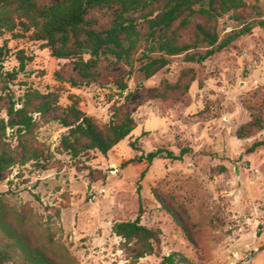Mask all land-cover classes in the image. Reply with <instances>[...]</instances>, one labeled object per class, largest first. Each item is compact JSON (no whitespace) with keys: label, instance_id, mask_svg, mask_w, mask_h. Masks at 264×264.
Returning <instances> with one entry per match:
<instances>
[{"label":"rangeland","instance_id":"rangeland-1","mask_svg":"<svg viewBox=\"0 0 264 264\" xmlns=\"http://www.w3.org/2000/svg\"><path fill=\"white\" fill-rule=\"evenodd\" d=\"M244 1V8L213 25L219 39L247 26L250 31L204 61L175 55L145 78L138 70L141 41L131 66L102 61L100 79L82 86L66 81L75 74L70 60L54 58L40 41L0 29V116L5 117L7 94L15 101L35 89L56 91L59 110L75 102L100 126L109 122L113 105L125 102L137 124L106 154L90 150L71 158L57 149L66 128L38 119L32 147L43 150L47 161L10 168L0 177V193L27 217V227L41 243L70 264H127L121 238L111 227L138 217L161 233L157 251L134 264H160L172 252L191 264H264V147L245 152L264 140V123L249 138L235 136L250 118L247 105L264 104V29L257 25L264 21V0ZM92 16L108 22L97 11ZM204 22L194 17L180 39L189 42L194 25ZM139 28L143 32L145 25ZM19 51L25 56L22 71ZM119 81L127 86L122 93ZM159 94L165 97H155ZM6 137L13 148L12 130H6ZM158 148L175 155L182 148L189 151L181 160L139 159ZM8 246L0 230V249ZM3 264L23 263L12 253Z\"/></svg>","mask_w":264,"mask_h":264},{"label":"trees","instance_id":"trees-1","mask_svg":"<svg viewBox=\"0 0 264 264\" xmlns=\"http://www.w3.org/2000/svg\"><path fill=\"white\" fill-rule=\"evenodd\" d=\"M244 7V0H55L52 3L0 0V29L14 37L40 41L49 48L54 58L70 60L75 74L66 81L72 86H82L100 79L102 61L106 66L121 63L131 66L132 56L141 41L145 42V46L138 60V70L145 78L152 77L167 66L169 57L182 53L189 62H202L250 31L247 26L219 39L213 25L218 18ZM96 11L107 16L108 22L99 23L92 16ZM194 17L203 18L205 22L195 24L191 40L184 42L180 39V32L191 26ZM140 23L145 25L143 32L139 28ZM257 25L264 29V21H259ZM202 46L207 47L204 53L190 51ZM22 53L19 51L18 56L21 71L25 66ZM8 75L15 77L13 73ZM117 85L120 93L127 89L122 81ZM130 96L128 92L125 101ZM58 97L56 91L43 93L35 89L27 90L15 101L11 95H6L5 117L0 116V177L15 165L47 161L43 150L32 147L39 121L57 122L66 128L57 149L71 158L90 150L106 154L137 126L125 102L113 105L109 122L100 126L75 102L59 110ZM155 97L164 98L165 94ZM263 105H247L250 118L236 129L238 139L249 138L262 130ZM7 129L12 130L16 138L13 148L6 142ZM260 147H264V140L253 142L245 152L252 153ZM188 151V148H182L175 155L158 148L139 159L144 158L148 163L155 158L181 160ZM41 168L47 169L44 164ZM0 230L9 241L8 249H0V264L11 260L12 253L19 255L23 264H70L62 254L39 241L27 227V217L9 206L1 193ZM111 230L121 238L122 250L129 260L127 264L154 254L159 247L160 230L143 225L138 217L115 222ZM48 242H53L50 236ZM160 264L191 263L186 257L172 252L162 256Z\"/></svg>","mask_w":264,"mask_h":264}]
</instances>
